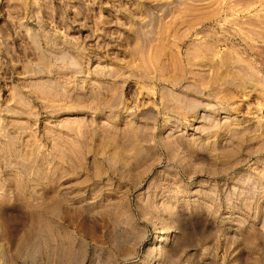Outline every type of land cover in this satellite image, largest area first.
<instances>
[{
  "label": "rangeland",
  "instance_id": "374dc122",
  "mask_svg": "<svg viewBox=\"0 0 264 264\" xmlns=\"http://www.w3.org/2000/svg\"><path fill=\"white\" fill-rule=\"evenodd\" d=\"M0 264H264V0H0Z\"/></svg>",
  "mask_w": 264,
  "mask_h": 264
},
{
  "label": "bare ground",
  "instance_id": "6f19581e",
  "mask_svg": "<svg viewBox=\"0 0 264 264\" xmlns=\"http://www.w3.org/2000/svg\"><path fill=\"white\" fill-rule=\"evenodd\" d=\"M31 234H32V233H31ZM31 234H30V235H31ZM30 235H29V236H30ZM30 237H31V236H30Z\"/></svg>",
  "mask_w": 264,
  "mask_h": 264
}]
</instances>
